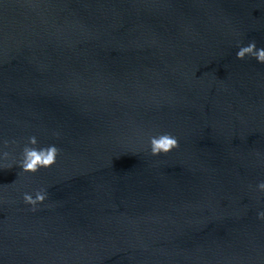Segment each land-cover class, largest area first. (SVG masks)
<instances>
[{
	"label": "water",
	"instance_id": "obj_1",
	"mask_svg": "<svg viewBox=\"0 0 264 264\" xmlns=\"http://www.w3.org/2000/svg\"><path fill=\"white\" fill-rule=\"evenodd\" d=\"M250 41L264 0H0L5 163L29 137L60 149L35 174L0 170V264H264ZM158 133L179 148L151 156Z\"/></svg>",
	"mask_w": 264,
	"mask_h": 264
},
{
	"label": "clouds",
	"instance_id": "obj_2",
	"mask_svg": "<svg viewBox=\"0 0 264 264\" xmlns=\"http://www.w3.org/2000/svg\"><path fill=\"white\" fill-rule=\"evenodd\" d=\"M237 49L236 59L251 58L264 65V47H258L255 41H250L247 45L237 44ZM37 145L36 137H29L19 159L13 163H5L9 158V154L0 150V170L11 169L16 166L21 169L22 173L35 174L41 169H49L54 166L60 155V149L55 144L46 147H38ZM4 146H7L6 142ZM179 146L178 138L172 133H158L148 137V150L153 157L167 156L173 150L178 149ZM255 190L264 193V181L259 182ZM47 199L48 191L45 188H40L34 193L25 192L23 194L24 204L30 206L32 211H36L37 206L43 204ZM256 218L264 222V210L258 211Z\"/></svg>",
	"mask_w": 264,
	"mask_h": 264
}]
</instances>
